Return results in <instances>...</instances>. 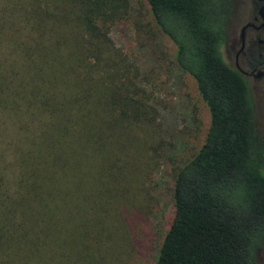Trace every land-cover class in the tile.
Returning <instances> with one entry per match:
<instances>
[{
    "label": "trees",
    "instance_id": "1",
    "mask_svg": "<svg viewBox=\"0 0 264 264\" xmlns=\"http://www.w3.org/2000/svg\"><path fill=\"white\" fill-rule=\"evenodd\" d=\"M236 1L146 0L209 114L153 264L262 262L264 137L250 85L223 55ZM128 3L0 0V48L14 53H0V124L19 128L0 134V264H82L103 211L137 193L149 120L137 70L109 43Z\"/></svg>",
    "mask_w": 264,
    "mask_h": 264
},
{
    "label": "rangeland",
    "instance_id": "2",
    "mask_svg": "<svg viewBox=\"0 0 264 264\" xmlns=\"http://www.w3.org/2000/svg\"><path fill=\"white\" fill-rule=\"evenodd\" d=\"M252 9L253 0L236 1L233 26L247 21ZM120 11V18L109 26V43L137 70L135 84L149 120L148 128L139 134L146 140L144 154L149 164L142 162L135 196L125 205H117V210L103 211L106 231L98 227L93 235L100 242L82 264L154 263L172 218V185L177 171L200 148L209 124L194 81L176 65L174 45L155 24L146 0H129ZM2 45V58L14 54L9 43ZM14 59L16 56L8 60ZM255 99L258 121L264 126V102ZM10 123L0 124L2 137L3 133L11 138L17 135V124ZM263 260L264 252L260 262Z\"/></svg>",
    "mask_w": 264,
    "mask_h": 264
},
{
    "label": "flooded vegetation",
    "instance_id": "3",
    "mask_svg": "<svg viewBox=\"0 0 264 264\" xmlns=\"http://www.w3.org/2000/svg\"><path fill=\"white\" fill-rule=\"evenodd\" d=\"M262 7H264V1L253 0V9L250 18L240 26H233L234 22H231L229 41L226 49L223 51V55L228 65L238 71L250 85L254 103L256 102L255 98H257L263 104L264 22L259 14V10ZM256 107L255 105L257 128L261 136L264 137V126L258 121ZM261 115L264 119V104ZM261 264H264V260Z\"/></svg>",
    "mask_w": 264,
    "mask_h": 264
},
{
    "label": "water",
    "instance_id": "4",
    "mask_svg": "<svg viewBox=\"0 0 264 264\" xmlns=\"http://www.w3.org/2000/svg\"><path fill=\"white\" fill-rule=\"evenodd\" d=\"M257 1H264V0H257ZM259 14H260V16H261V18L263 19V22H264V7L260 8Z\"/></svg>",
    "mask_w": 264,
    "mask_h": 264
}]
</instances>
